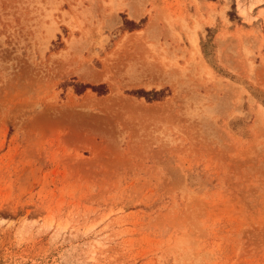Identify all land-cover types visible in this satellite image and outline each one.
<instances>
[{"label":"rangeland","instance_id":"rangeland-1","mask_svg":"<svg viewBox=\"0 0 264 264\" xmlns=\"http://www.w3.org/2000/svg\"><path fill=\"white\" fill-rule=\"evenodd\" d=\"M0 264H264V0H0Z\"/></svg>","mask_w":264,"mask_h":264},{"label":"crops","instance_id":"crops-1","mask_svg":"<svg viewBox=\"0 0 264 264\" xmlns=\"http://www.w3.org/2000/svg\"><path fill=\"white\" fill-rule=\"evenodd\" d=\"M132 13H133V15H132L133 16L132 17L133 19L137 18L136 16H138V17L141 16V15L138 14V12L136 10H133Z\"/></svg>","mask_w":264,"mask_h":264},{"label":"bare ground","instance_id":"bare-ground-1","mask_svg":"<svg viewBox=\"0 0 264 264\" xmlns=\"http://www.w3.org/2000/svg\"><path fill=\"white\" fill-rule=\"evenodd\" d=\"M190 40H191V43L194 45V42H195L194 38H192V39L190 38ZM153 63H155V62H153Z\"/></svg>","mask_w":264,"mask_h":264}]
</instances>
